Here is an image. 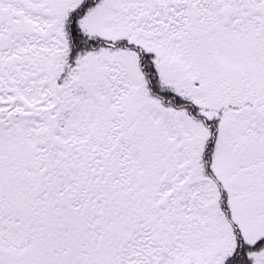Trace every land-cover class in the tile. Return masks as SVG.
I'll use <instances>...</instances> for the list:
<instances>
[{
	"label": "snow or ice",
	"instance_id": "1",
	"mask_svg": "<svg viewBox=\"0 0 264 264\" xmlns=\"http://www.w3.org/2000/svg\"><path fill=\"white\" fill-rule=\"evenodd\" d=\"M0 264H264V0H0Z\"/></svg>",
	"mask_w": 264,
	"mask_h": 264
}]
</instances>
